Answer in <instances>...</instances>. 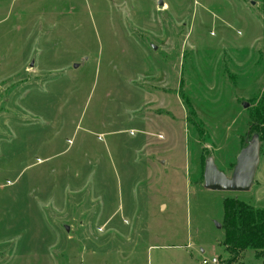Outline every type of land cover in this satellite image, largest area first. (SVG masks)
<instances>
[{
    "label": "rangeland",
    "instance_id": "1",
    "mask_svg": "<svg viewBox=\"0 0 264 264\" xmlns=\"http://www.w3.org/2000/svg\"><path fill=\"white\" fill-rule=\"evenodd\" d=\"M161 1L0 0V264H264L221 228L264 137L247 192L202 176L264 103V0Z\"/></svg>",
    "mask_w": 264,
    "mask_h": 264
},
{
    "label": "trees",
    "instance_id": "2",
    "mask_svg": "<svg viewBox=\"0 0 264 264\" xmlns=\"http://www.w3.org/2000/svg\"><path fill=\"white\" fill-rule=\"evenodd\" d=\"M248 131L250 134L244 138L241 148L253 135H258L261 143L264 137V103L252 111ZM222 206V245L225 250L238 256L250 249L255 252V256L264 258V208L255 209L234 197L224 198Z\"/></svg>",
    "mask_w": 264,
    "mask_h": 264
},
{
    "label": "water",
    "instance_id": "3",
    "mask_svg": "<svg viewBox=\"0 0 264 264\" xmlns=\"http://www.w3.org/2000/svg\"><path fill=\"white\" fill-rule=\"evenodd\" d=\"M162 1L158 0V6ZM77 65H74V68ZM32 67V63L30 64ZM260 141L258 135H253L246 141L236 156L235 165L230 176L216 169L211 158L205 160L203 170L204 188L215 192L244 193L247 192L254 180L259 164ZM220 228V225H217ZM67 229V228H66Z\"/></svg>",
    "mask_w": 264,
    "mask_h": 264
},
{
    "label": "built area",
    "instance_id": "4",
    "mask_svg": "<svg viewBox=\"0 0 264 264\" xmlns=\"http://www.w3.org/2000/svg\"><path fill=\"white\" fill-rule=\"evenodd\" d=\"M201 264H217V259L212 257L210 259H203Z\"/></svg>",
    "mask_w": 264,
    "mask_h": 264
}]
</instances>
